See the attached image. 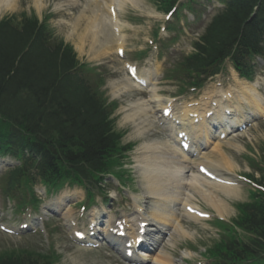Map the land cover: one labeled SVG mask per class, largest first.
I'll list each match as a JSON object with an SVG mask.
<instances>
[{
    "label": "rangeland",
    "instance_id": "1",
    "mask_svg": "<svg viewBox=\"0 0 264 264\" xmlns=\"http://www.w3.org/2000/svg\"><path fill=\"white\" fill-rule=\"evenodd\" d=\"M110 0H99L95 3L94 0H14L12 7L3 8L0 11V18L5 15H16L21 13H27L31 15L35 12L41 20H44L46 16H49V23L56 39H65V41L71 43L79 58L84 61H88L91 64L99 65V71L102 72L104 78H106L105 86L102 87L106 91L110 101L118 100L120 107L117 110L115 116L117 118L116 128L118 130L126 131L124 142H133L136 144L135 149L131 151L130 158L127 159V168H134L135 170V187H131V190L139 188L141 193L145 192V183L141 168L137 159L140 156V151L146 143H152L157 141H165L168 137L154 122L151 110H149V116L140 118L136 117L135 120L128 115L134 112L135 103L144 101L145 96L142 90L132 86L126 87L127 74L123 67V60H121L113 48V50L105 51L103 48L111 43L117 42L115 31L112 23L104 21V27L102 33H100L97 42H93L91 32H87V36L82 38L84 30L87 31L91 28L89 21L86 19V15L92 13L94 8H101L106 16L109 18V10L105 5V2ZM208 8H202V15L196 22H190L184 30L168 31L167 33H160L161 42H170L173 37L174 41L168 45H163L162 48L156 50L151 47L147 38L153 33L154 19L151 16L159 17L157 10L159 7L152 0H138L137 3L127 1L120 13L123 33L126 37V49L129 60H138L142 70H148L155 66H160L158 72V83L160 90L163 94V98L174 95L180 92V87L183 86V82L179 80L178 76H172L173 67L182 59L184 54H187L193 49V42L198 38L199 33L205 27L208 19L205 20V16L213 8L215 0L206 1ZM216 5V4H215ZM214 5V6H215ZM85 11V14L82 12ZM206 11V13H205ZM85 17H81L80 15ZM137 16H145L139 18ZM80 23L77 30H73L74 23ZM160 42H158L159 45ZM147 50V54L136 57L138 52ZM262 72V71H261ZM259 73L252 84L258 83L259 89L263 92L262 83L264 82L263 72ZM225 76V75H224ZM208 85V84H207ZM193 93L190 92L189 99H191ZM151 108V105H149ZM147 119L148 121H145ZM142 126V127H141ZM141 127V128H140ZM264 144V122H258L254 127L250 128L247 132L241 135H234L227 139L223 144L227 156L233 161L232 173H252L253 165L252 158L259 157L262 153V145ZM258 156H257V155ZM196 165V164H195ZM195 165H192L191 170L195 172ZM230 166V168L232 167ZM259 173L256 174L259 177ZM252 186L248 184H241L239 189L231 195L222 193L228 203V217H234L237 214L235 203L238 201H246L249 198V188ZM119 186L117 181L110 178L107 179L105 184V192L111 191L112 199L107 200V205H112L117 201H128L129 205L131 201L128 200V190L123 193H118ZM73 191L82 193L81 188H74ZM145 194V193H144ZM4 192L0 188V207L4 205ZM195 202L201 203V205L209 210H215L205 200L201 198L198 193H195ZM104 197H98V202ZM81 199V198H80ZM79 198L75 199L77 202ZM78 208V207H77ZM76 215H78V210ZM74 210V211H75ZM121 210V208H120ZM134 211V205L126 209L127 213ZM90 212V211H89ZM10 213V210H9ZM10 215V214H9ZM88 211L86 212V217ZM65 221L55 222L51 224L54 227L53 236L48 239L42 237V235H30L26 237H12L4 234L0 231V253L3 249L7 248H27L31 250L40 251L42 253H48L55 251L58 254L55 264H131L125 262L120 255L114 254L108 247L102 249H83L74 246L68 239V234L64 224ZM87 221H82L85 224ZM183 225L190 232L188 235L175 234L173 238H170L164 242L165 248L168 252L173 254L174 259L179 262L181 258H193L191 264H197L199 262V252L206 247L211 246L218 238V233L214 228H210L205 222H195L187 217H183ZM52 246V247H50Z\"/></svg>",
    "mask_w": 264,
    "mask_h": 264
},
{
    "label": "trees",
    "instance_id": "2",
    "mask_svg": "<svg viewBox=\"0 0 264 264\" xmlns=\"http://www.w3.org/2000/svg\"><path fill=\"white\" fill-rule=\"evenodd\" d=\"M222 1L226 8L212 18L195 43V52L181 64L188 72L213 74L227 57L243 70L249 66L250 55L264 53V0ZM165 2L173 4L175 0ZM47 35L46 26L39 24L36 15L0 20V110L11 119L22 120L21 126L26 128L32 122L30 118L38 120L50 130L56 129L61 140L86 132L85 140L93 145L84 155L89 157L99 147L101 157L106 153L110 156L116 143L106 145L109 112L105 101L99 100L90 88L76 87L71 70L78 61L73 50L48 44ZM22 92L26 95L21 96ZM61 147L62 153L59 150L54 155H44L45 161L53 165L50 172L55 176L67 171L66 165H57L60 157H77L65 144ZM106 165L100 160L96 171H105ZM254 197L252 202L240 204L238 224L253 231L257 239L244 246L237 240L229 242L225 246L230 258H240L242 248L244 256L257 253L259 248L264 250V193ZM8 261L2 264H34L20 259Z\"/></svg>",
    "mask_w": 264,
    "mask_h": 264
},
{
    "label": "bare ground",
    "instance_id": "3",
    "mask_svg": "<svg viewBox=\"0 0 264 264\" xmlns=\"http://www.w3.org/2000/svg\"><path fill=\"white\" fill-rule=\"evenodd\" d=\"M99 0H94L95 3H98ZM113 1V0H112ZM115 5L118 8V13L121 10L123 4L127 1L132 3L138 0H114ZM14 0H0V11L3 8L12 7ZM111 2H105V5L109 8ZM90 15H86L85 11L82 13L85 14L86 19L89 21L91 28L87 31L84 30L82 38L87 36V32H91L92 37L94 38L93 42H97L100 33H102L104 27V21L110 22L109 18L103 12L101 8H94L91 10ZM81 17H85L84 15ZM117 21L119 20V15L117 16ZM80 26V23H74L73 30H77V27ZM117 43H111L107 46H104L105 51L114 50L116 51ZM120 46H123L121 44ZM126 87L132 86V82L127 79ZM240 88L238 94L235 95V104L232 106L228 105V108L231 109L232 116H225V108L223 107L222 100L216 99L220 97L221 93L218 92L217 95L215 92L208 93V100L205 103H199L201 105L194 106L193 109H189L191 112H195L198 116V123L194 130L195 140H197V147L199 148V154L204 159L213 170L216 172H224L233 170V161L227 156L225 150L223 149L224 142L220 140L219 135L214 136L212 121L219 122V127L225 130L226 128H232L233 123L244 121L249 119L252 115H262L264 114V97L258 89V83L250 84L246 81L240 82ZM228 94V92H225ZM152 98L155 101H158L159 95L157 88L153 87L152 89ZM211 100H218L219 109L212 108ZM162 109L165 107L161 100L159 104ZM189 106V105H188ZM246 108H249L248 110ZM214 110V115L207 118L209 111ZM248 111V112H247ZM249 114H247V113ZM236 114V116H234ZM133 120L136 117L149 116V107L146 101H139L135 103L134 112L129 113L128 115ZM209 116V115H208ZM228 120V122H226ZM145 121H148L145 119ZM237 121V122H236ZM189 122V121H188ZM227 124H230L229 126ZM238 124V123H237ZM169 126V125H167ZM142 127V126H141ZM140 127V128H141ZM173 128V127H172ZM184 129H188L189 126L184 125ZM216 139V140H215ZM172 140V139H171ZM200 145H203L204 150H202ZM142 157H138V164L141 163V170L143 174V181L145 183L146 193L151 197L153 204L150 210L143 211V207L135 201V205L138 210L135 215L129 217L128 229L129 233L134 234L137 231V224L144 221L153 222L155 227L150 229L153 231L151 236L150 245L151 248L143 253V255H138L135 257V261L142 262L150 260L152 264H175V259L173 254L168 252L164 248H158L156 250L153 247L158 246L161 243V234L164 230H172V233L175 234H184L188 235L190 232L184 227L180 219V211L182 207H186L191 201L193 194L185 192L187 188H191L194 193H198L202 199H204L211 207H213L220 215L225 216L228 213V203L226 198L223 197L222 193L227 195L232 192H236L238 185L232 186L223 183H219L213 180L206 179L196 173L191 172L190 164L193 162L191 157L182 152L175 144L170 140L157 141L152 143H146L142 148ZM209 150V151H208ZM155 151H158V154H154ZM150 152V153H149ZM194 163V162H193ZM230 166H232L230 168ZM66 192H64L65 194ZM61 196L55 202V208L61 211V214L65 216L66 220H70V215L72 209L68 207L66 201L68 197H71L67 194ZM77 195V194H76ZM94 215V213H93ZM184 215L188 218H193L199 220L198 217L191 215L184 211ZM97 218L98 217H94ZM101 221L100 219H98ZM112 220H108L111 222ZM105 231V230H103ZM173 236V235H172ZM133 239L136 242L137 236L134 235ZM150 264V263H149Z\"/></svg>",
    "mask_w": 264,
    "mask_h": 264
}]
</instances>
